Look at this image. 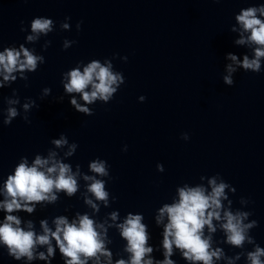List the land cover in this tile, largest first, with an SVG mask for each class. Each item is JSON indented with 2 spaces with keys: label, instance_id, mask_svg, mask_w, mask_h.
Listing matches in <instances>:
<instances>
[{
  "label": "clouds",
  "instance_id": "obj_1",
  "mask_svg": "<svg viewBox=\"0 0 264 264\" xmlns=\"http://www.w3.org/2000/svg\"><path fill=\"white\" fill-rule=\"evenodd\" d=\"M70 19L65 17L60 23L61 30L71 29ZM234 20L230 31L237 33L238 38L234 39L233 44L246 46L251 50V55L244 54L241 59L235 53L226 54L225 60L230 63L225 66L227 74L223 76V83L228 86L234 85L233 74L238 70L259 74L264 68V3L241 8ZM20 23V31L28 32L23 26L24 21ZM82 23H76L77 32L81 30ZM55 27L56 22L51 18L34 17L30 22V34L25 39L34 44L42 35L47 37L52 33ZM51 43V40H46L42 50L46 51ZM76 43L75 40L65 39L62 50ZM115 58L116 55L105 58L103 62L92 59L86 65L79 61L75 67L61 74L64 94L69 96L70 106L76 112L94 115L88 105L97 101L109 103L125 84L123 73L114 69L112 60ZM120 59L126 62L128 58L124 56ZM45 62V57L38 54L35 48L29 49L23 43L18 47L4 46L3 51H0V89L10 87L18 79L25 81L24 86L28 87V74L36 72ZM50 94L51 89L45 87L39 98L43 100ZM73 94H79L83 103L78 102ZM138 99L144 102L146 97L140 96ZM63 100V95L56 98L57 102L62 103ZM3 102L6 108H0V112L5 116V126L11 125L16 117L31 123L29 114L33 108L39 107L36 100L30 97L24 98L21 103L16 89H13L11 96L4 97ZM181 139L189 140V134L182 133ZM51 144L57 149L66 147L64 157L73 156L78 148V144L69 143L63 133L59 139H53ZM127 150L128 146L124 145L122 151ZM156 167L157 171L164 172L163 164L158 163ZM88 168L92 174L81 172L79 164L73 171L72 165L64 162L58 152L51 149L47 156L35 154L31 164L27 156L19 159L0 189V195L3 196L0 210L4 213L3 221L0 222V246L6 249L9 257L23 261V264L37 260L52 264L58 250L63 264H177L172 257L178 251L187 264H237L242 258L245 264H264V247L251 235V230L258 227V222L249 219L252 212L242 210L250 201L241 197V208L234 209L233 201L225 190L235 193L236 189L219 174L208 178V187L203 184L189 186L188 183L178 187V199L164 203L158 209L155 223L163 225V258L156 259L152 255L154 246L149 244L148 225L142 222L145 219L143 214L128 212L122 222H118V211L108 213L103 220L93 218L101 211V205L109 207L110 193L106 190V183L113 177L106 160L96 158L89 162ZM205 178L201 176L200 180ZM80 179L85 182L83 202L92 210L91 215L77 212L71 220L65 215H58L52 219V226L47 219H41V231L38 233L32 220L23 221L20 215L13 214L25 212L31 215L38 205L47 207L55 204L61 193L72 198L80 190ZM110 228H115L126 241L122 250L128 254L127 258L113 259V252L108 247L113 243L108 234ZM218 230L223 236L221 240L214 239ZM219 244L240 251L229 256ZM247 245L252 246L251 250L247 249ZM41 248L45 250L41 251Z\"/></svg>",
  "mask_w": 264,
  "mask_h": 264
}]
</instances>
